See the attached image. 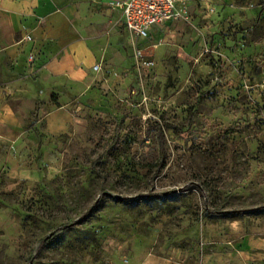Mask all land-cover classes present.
Masks as SVG:
<instances>
[{"label": "rangeland", "instance_id": "obj_1", "mask_svg": "<svg viewBox=\"0 0 264 264\" xmlns=\"http://www.w3.org/2000/svg\"><path fill=\"white\" fill-rule=\"evenodd\" d=\"M197 8L81 126L0 140V264H264V0Z\"/></svg>", "mask_w": 264, "mask_h": 264}, {"label": "crops", "instance_id": "obj_2", "mask_svg": "<svg viewBox=\"0 0 264 264\" xmlns=\"http://www.w3.org/2000/svg\"><path fill=\"white\" fill-rule=\"evenodd\" d=\"M123 1L0 0L1 141L21 138L39 125L41 133L58 137L85 122L83 109L97 96L101 79L130 66V34L124 8L116 4ZM211 1L185 0L177 8L186 4L199 12V5ZM171 23L182 24L155 25L140 41L145 51H153L148 41ZM142 264L173 261L147 256Z\"/></svg>", "mask_w": 264, "mask_h": 264}, {"label": "built area", "instance_id": "obj_3", "mask_svg": "<svg viewBox=\"0 0 264 264\" xmlns=\"http://www.w3.org/2000/svg\"><path fill=\"white\" fill-rule=\"evenodd\" d=\"M185 0H124L125 23L130 34V44L133 50V56L138 64H151V60L144 61L145 57L150 55L141 46L140 41L149 37L151 30L157 24H162L175 20L181 16L182 12L177 5ZM100 64L95 66L96 69Z\"/></svg>", "mask_w": 264, "mask_h": 264}, {"label": "trees", "instance_id": "obj_4", "mask_svg": "<svg viewBox=\"0 0 264 264\" xmlns=\"http://www.w3.org/2000/svg\"><path fill=\"white\" fill-rule=\"evenodd\" d=\"M159 135H160V133H159ZM161 135H162V133H161ZM161 137H162V136H161ZM163 139H164V138L162 137V138H161V144H162V145H164V144H163Z\"/></svg>", "mask_w": 264, "mask_h": 264}]
</instances>
